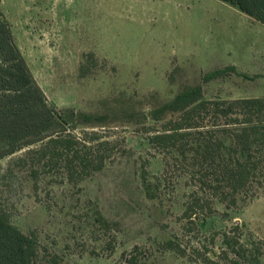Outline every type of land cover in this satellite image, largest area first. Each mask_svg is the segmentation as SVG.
Returning a JSON list of instances; mask_svg holds the SVG:
<instances>
[{
    "label": "rangeland",
    "instance_id": "1",
    "mask_svg": "<svg viewBox=\"0 0 264 264\" xmlns=\"http://www.w3.org/2000/svg\"><path fill=\"white\" fill-rule=\"evenodd\" d=\"M0 15L46 100L101 117L84 128L114 146L76 184L14 163L26 148L0 160L1 202L36 236L34 264H233L226 240L248 251L242 264H264V168L228 206L216 161L161 151L143 129L186 86L205 100L263 98V24L220 0H0ZM189 204L204 207L188 218Z\"/></svg>",
    "mask_w": 264,
    "mask_h": 264
},
{
    "label": "trees",
    "instance_id": "2",
    "mask_svg": "<svg viewBox=\"0 0 264 264\" xmlns=\"http://www.w3.org/2000/svg\"><path fill=\"white\" fill-rule=\"evenodd\" d=\"M220 1L264 25V0ZM233 71V66L216 69L205 73L202 81ZM148 118L153 124L143 129L151 145L164 152L175 149L182 155L192 151L201 162H217L225 182L219 200L228 206L235 204L237 194L264 168V97L205 100L201 85L186 86L150 110L143 120ZM100 119L57 108L46 100L14 42L9 24L0 15V160L26 148L14 163L28 165L34 177L39 171L62 169L76 184L100 171L113 151V144L101 134L84 128ZM155 123L160 127H154ZM195 206L204 207L189 204L184 216L191 218ZM206 207L210 209L208 202ZM225 244L239 259L232 263L242 264L240 260L247 258L248 251L236 241L226 240ZM167 246L174 249L171 242ZM39 249L33 233L24 234L11 222L0 195V264H34ZM125 261L139 264L134 255ZM56 263L51 258V264Z\"/></svg>",
    "mask_w": 264,
    "mask_h": 264
}]
</instances>
